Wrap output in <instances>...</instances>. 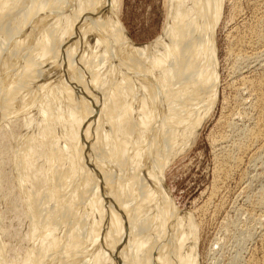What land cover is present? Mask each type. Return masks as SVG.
<instances>
[{
	"label": "bare ground",
	"instance_id": "1",
	"mask_svg": "<svg viewBox=\"0 0 264 264\" xmlns=\"http://www.w3.org/2000/svg\"><path fill=\"white\" fill-rule=\"evenodd\" d=\"M244 1L254 17L227 33L234 95L211 139V193L264 156V0ZM120 2L0 0V264H198L199 225L163 179L218 103L226 0H165L162 31L143 45ZM250 194L244 210L264 227V188ZM259 236L261 260L231 262L264 264Z\"/></svg>",
	"mask_w": 264,
	"mask_h": 264
},
{
	"label": "rangeland",
	"instance_id": "2",
	"mask_svg": "<svg viewBox=\"0 0 264 264\" xmlns=\"http://www.w3.org/2000/svg\"><path fill=\"white\" fill-rule=\"evenodd\" d=\"M164 2L165 0H121L118 11L119 21L121 22L127 36L133 42H135L138 45H143L145 43L154 40L161 33L164 24V17H165ZM233 2L234 3L236 2L238 4L237 5L235 3V5H237L238 8L241 6L242 7L241 11H243V12L240 11L241 13L239 16L240 18L238 17L237 21L233 20L234 22H232V19L229 21L231 17L229 12L234 5ZM229 4L232 7H230ZM247 5L246 7L249 8L245 7L244 0L243 1L240 0V2L238 0H231V1L226 0L224 14L217 28V35H216L217 37L216 45L218 48V60L220 65L219 72L221 76L219 78L220 95L218 98V103L212 109V111H210V113L208 114L209 116H207V118L203 122V125L201 126V129L194 144L189 149L184 151L182 154L178 155L173 160V162H171V164L168 165L164 173V179H163L164 185H166L165 188L169 192L171 202L173 206H175V209L178 212H180L182 215L184 214L183 216L185 217L188 216L191 218V216H193L192 218L195 220L197 226L199 225L198 233H197L198 264H237L235 261H232L233 263L231 262V260H233L232 259L233 256H235L234 255L235 253L239 255L238 257L240 260L244 261L249 256H251L252 252H255V250H256L255 256H257L256 257L257 260H261V258L263 257L262 249H260L261 237L259 236V233H261L262 230H264V227L262 226L263 228L262 227L260 228L261 225L260 223L258 225L257 221L255 220L252 221L249 218L248 211L246 212L247 208H245L247 206L245 200L247 198L246 196L247 193H251L250 195L254 193L256 194L260 189L264 188V156L263 155L260 156V160L258 159L259 162L257 160L258 163L255 162L256 166L254 164H253L254 166L253 165L251 166L250 165L251 163L249 164V166L248 164H245L243 167L246 171L248 170L247 172L243 170V167L241 168L242 172H244L246 176L248 174L250 176L248 175L247 178L246 177L241 178L240 176L238 177L239 173L234 174L235 176L231 175L232 178L230 176L229 179L227 180L228 185H226L227 181H225L224 187L222 184L223 188L221 187V190L217 189L216 190L217 192L215 191L216 194L215 192L211 193L212 190L211 186H213V180H214L215 168H216L215 162L217 158V156H215L216 149L212 150L213 145L211 146L212 144L211 142L220 134V132L222 133V131H224L223 124H221L222 122H220L221 120L220 114H222L221 112L222 109H220L221 107L220 102L222 101V98L231 99L232 98L231 96L234 95L232 91L233 89L230 86H228L226 83L229 80L227 76L229 74V72L227 71L229 65L226 64L227 59H225L226 58L225 49H227V44L229 40V38L227 37V33L228 35H229V31L230 32L232 31L234 33L238 28L239 31H242L244 30V27L243 26L239 27V25H241L243 22H244L243 24H245V22L247 23L249 18H251L250 23L253 21L252 19L254 17V14L252 13H254V11L252 12L253 9ZM241 19L243 20V22L241 21ZM230 22L232 23L230 24ZM235 27L236 29H234ZM252 60L253 62H251ZM254 60L257 59H251L250 62H248V64H250L252 67H257L256 64L254 65L255 63ZM258 60L256 62L260 63L261 60L260 59ZM227 86L230 87V89H228ZM211 134L213 135V137ZM244 174L242 177L245 176ZM240 180L246 182L244 183L241 182ZM238 181H240L241 184ZM247 182L249 183V187ZM242 190L244 191V193ZM203 209L205 210L208 209V210L205 211ZM201 210H202V214L200 212ZM203 211L205 212V214ZM199 215L201 216V218ZM249 221L252 222L250 223ZM232 222L235 223V226L234 223ZM255 222H257V224ZM252 223L253 225H249L251 226L249 227L248 224H252ZM245 226L249 228L248 230L250 231H248ZM224 227L226 228V230ZM227 228L229 230H227ZM259 229L261 232L258 231ZM251 230L255 234H253ZM224 231L226 232V234ZM246 232L247 233L250 232L251 235H253L254 237L250 236ZM232 233H234L235 235L234 237L232 235L229 236ZM245 234L250 236L251 239ZM245 236L248 237L249 239H245L246 238ZM230 237L233 239H231ZM235 237L236 239H234ZM243 238H244V242H243ZM224 239L230 242L227 243V241H225ZM235 240L236 241L238 240L236 244H234ZM224 243H226L225 244L226 246L224 245ZM238 245L239 246L242 245L241 248L238 247ZM258 249H260L262 253H260Z\"/></svg>",
	"mask_w": 264,
	"mask_h": 264
}]
</instances>
